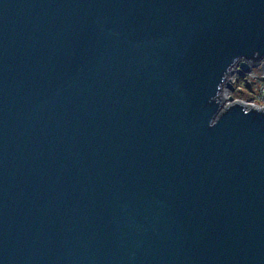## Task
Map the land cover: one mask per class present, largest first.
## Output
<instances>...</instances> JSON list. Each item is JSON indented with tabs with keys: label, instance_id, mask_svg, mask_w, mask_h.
<instances>
[{
	"label": "water",
	"instance_id": "obj_1",
	"mask_svg": "<svg viewBox=\"0 0 264 264\" xmlns=\"http://www.w3.org/2000/svg\"><path fill=\"white\" fill-rule=\"evenodd\" d=\"M264 0H0V264H264Z\"/></svg>",
	"mask_w": 264,
	"mask_h": 264
},
{
	"label": "rangeland",
	"instance_id": "obj_2",
	"mask_svg": "<svg viewBox=\"0 0 264 264\" xmlns=\"http://www.w3.org/2000/svg\"><path fill=\"white\" fill-rule=\"evenodd\" d=\"M263 62H261V65ZM259 78H264V73L262 71V66H259L258 68L254 69V71H250L246 79L252 83L253 85V92H250L247 87L245 86V80L239 78V74H234V76L231 77L232 82L236 83L233 84L234 91H231L228 89V97H233L235 100H241L243 102H251L253 99L256 100V102L260 103V99H258L259 91L260 89L264 90V86L261 82H259ZM224 93V92H223ZM263 103V102H262ZM250 105V104H249Z\"/></svg>",
	"mask_w": 264,
	"mask_h": 264
},
{
	"label": "built area",
	"instance_id": "obj_3",
	"mask_svg": "<svg viewBox=\"0 0 264 264\" xmlns=\"http://www.w3.org/2000/svg\"><path fill=\"white\" fill-rule=\"evenodd\" d=\"M259 66H262V71H263V73H264V64H262L261 65V63L257 66V67H253L252 69H251V71L253 70L254 71V69H256V68H258ZM239 72H240V68H239V64L238 65H236V66H234L233 67V69H232V72H231V74L228 76V81L233 85V84H236V83H234V82H232V79H231V77L232 76H234V74H239ZM249 74V73H248ZM248 74H246V76L244 77V80H245V86L247 87V89L250 91V92H253V90H254V88H253V85H254V83H252V82H250V81H248L247 79H246V77L248 76ZM240 78V77H239ZM259 80V82H261L262 84H263V86H264V78H259L258 79ZM224 91H225V93L226 94H228L229 92H228V88L227 87H224ZM260 93H259V95H258V99H260V103H258V102H256V100L255 99H253L251 102H245L246 104H250L251 106L252 105H255V106H257L258 108H263L264 109V90L263 89H260V91H259ZM241 101V100H240ZM263 102V103H262Z\"/></svg>",
	"mask_w": 264,
	"mask_h": 264
},
{
	"label": "bare ground",
	"instance_id": "obj_4",
	"mask_svg": "<svg viewBox=\"0 0 264 264\" xmlns=\"http://www.w3.org/2000/svg\"><path fill=\"white\" fill-rule=\"evenodd\" d=\"M224 93H225V91H224ZM227 96H228V94H226V98H227Z\"/></svg>",
	"mask_w": 264,
	"mask_h": 264
},
{
	"label": "flooded vegetation",
	"instance_id": "obj_5",
	"mask_svg": "<svg viewBox=\"0 0 264 264\" xmlns=\"http://www.w3.org/2000/svg\"><path fill=\"white\" fill-rule=\"evenodd\" d=\"M246 76V75H245ZM240 77V76H239ZM240 79H244V78H240Z\"/></svg>",
	"mask_w": 264,
	"mask_h": 264
}]
</instances>
